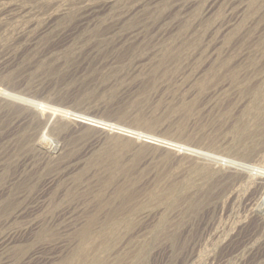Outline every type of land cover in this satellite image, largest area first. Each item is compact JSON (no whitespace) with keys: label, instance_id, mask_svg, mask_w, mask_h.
Instances as JSON below:
<instances>
[{"label":"rangeland","instance_id":"374dc122","mask_svg":"<svg viewBox=\"0 0 264 264\" xmlns=\"http://www.w3.org/2000/svg\"><path fill=\"white\" fill-rule=\"evenodd\" d=\"M0 264H264V0H0Z\"/></svg>","mask_w":264,"mask_h":264},{"label":"bare ground","instance_id":"6f19581e","mask_svg":"<svg viewBox=\"0 0 264 264\" xmlns=\"http://www.w3.org/2000/svg\"><path fill=\"white\" fill-rule=\"evenodd\" d=\"M13 4V3H12ZM244 6V5H243ZM240 13V12H239ZM227 32V31H226ZM225 33V32H224ZM49 139V138H48ZM44 194V193H43ZM253 212V211H252ZM27 224V223H26ZM87 237V236H86ZM56 240V239H55ZM38 255V254H37ZM34 260V259H33Z\"/></svg>","mask_w":264,"mask_h":264}]
</instances>
